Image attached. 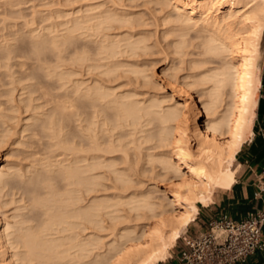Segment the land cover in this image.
I'll return each mask as SVG.
<instances>
[{"label": "bare ground", "instance_id": "6f19581e", "mask_svg": "<svg viewBox=\"0 0 264 264\" xmlns=\"http://www.w3.org/2000/svg\"><path fill=\"white\" fill-rule=\"evenodd\" d=\"M157 1L162 12L167 10L163 25H172L163 36H171L172 54L188 64L184 109L192 108V113L177 106L164 109L162 101L131 88L121 91L126 83L114 85L117 78L127 77L120 71L137 80L142 77L144 85L152 83L144 64L136 61L147 55L151 39L144 23H135L131 15L103 5L88 7L74 12L78 16L62 24L52 39L36 35L30 44L34 53L52 48L62 59L51 66L52 72L47 70L52 64L43 63L42 69L51 72L47 80L57 78L64 93L50 88L55 97L46 91L53 85L41 74L32 75L36 85L21 89L40 92V97L17 101L14 90L7 93L10 105L25 103L24 114L31 112L22 132L34 126L36 140L45 131L50 140L45 147L53 150L49 156L44 148L45 158L37 152L39 159L35 149L28 177L0 163V209L10 204L3 198L13 185L24 190L25 205L19 208L26 211L21 214L17 208L19 215L12 218L0 212V264L159 263L170 257L196 220L199 206L211 203L216 191L235 182L236 153L251 134L260 86L264 0ZM81 38L96 45L77 46ZM72 44L74 70L63 69L68 60L62 54ZM14 52L2 50L0 61L7 60L2 67L14 65L9 62ZM186 57L192 58L184 61ZM77 66L86 68L88 79ZM29 76L24 72V78ZM20 103L6 114L0 102V118L6 124L0 148L15 136L12 125L19 122ZM70 121L75 126L66 132Z\"/></svg>", "mask_w": 264, "mask_h": 264}, {"label": "rangeland", "instance_id": "374dc122", "mask_svg": "<svg viewBox=\"0 0 264 264\" xmlns=\"http://www.w3.org/2000/svg\"><path fill=\"white\" fill-rule=\"evenodd\" d=\"M157 2H158L157 0H0V49H1L0 53L2 52V50L5 51L8 49H12V50H15L17 52V53L14 52L11 54V60L9 62L11 64H14V65L10 69H7L6 67L4 68V66L2 67V65H4V63H6L7 60L4 59V60L0 61V63H1L0 64V90H1L0 91V102L4 104V106H2L1 108H4V109L6 108V111L8 110L6 112V114L7 113L9 114V112H10L9 109L12 108L11 106L17 105V103H20L17 101H20L22 99L26 100V98L28 99L30 97H32V98L34 97L35 99L38 98V96L40 97V95H39L40 92H34L36 94L38 93V95L36 96L34 93L32 94L31 92H28L27 90H25V91L21 90L24 87H30L32 85L37 84V82H38L37 79L34 78L32 75L40 76V74H41V77H43V79L46 83L53 85V86H47L48 88L46 91L49 90L50 94H55V92H56V94L60 95V94L64 93L63 91H61L59 89V83H56L57 82L56 77H55L56 82L54 79H51L52 78L51 76H49L50 78L47 80V78H48L47 75H49L53 69V67H51V66L55 65V63L60 64V60L62 62V59H60L57 56V55H59V53L57 51H55V53H54L53 49L51 48V49L45 50V52H42L43 54H41V55L38 51H36L35 52L36 54H35L34 51L36 49L33 48L34 45H32V47H31L30 44H34L33 41L37 40L36 37L38 35H40V36L42 35V37H40L39 39H41V38L42 39L45 38L47 40L52 39L53 36H56V34L58 33L56 31L57 30L59 31L60 29L63 28V27L62 28L60 27L62 24L73 21L74 20L73 17L76 18L78 16V14L75 15L74 12L77 13L80 10L83 11V10L88 9V7L103 5V7L101 6L102 9L106 8L105 10H108V9L111 10L110 8L113 7L112 10L116 11V9H117L118 13L120 11V13H124L128 16L131 15L133 17V18L131 17L132 20L133 21L136 20V21H134L135 23L136 22H140L141 24L144 23L143 26H146V27L145 28L142 27V28H144L143 30L147 31V33L151 39L149 41V45L151 46V48L147 51V55L145 54V55H142L141 57H138V58L136 57L137 59L134 58L133 61L136 59V61L139 62V64H141V65L144 64L143 68L146 71L145 74L146 75L148 74V76L150 77L149 80L152 83H150L149 86L144 85V83H142V82H144L145 80H143L142 77L141 78L139 77L140 79L137 80L135 76H133L134 78L131 76V73H123L122 71H120L121 72L120 76H127L126 78L128 80L124 77L123 78L119 77L121 79L119 80V78H117L116 83H114V85L118 86V85H124L123 83H126L127 86L125 84V86L121 89V91H123L124 89L129 90L131 88L130 90H136L140 94L142 93L141 96H143V97L145 95H146L145 97H147V98L155 97L157 100L162 101V108L165 107L164 109H167L168 107L174 108L176 106L179 107L180 109H182V108L184 109L186 107L185 102H184V91H186L184 88L185 87L184 82H185V77L188 75V71L186 70V67L188 64H187V62L181 63L180 59L177 56L172 54L173 48L168 46V44H169L168 42H170L172 38H171V36L167 37V38H165L163 36L164 31H167L169 29V27L171 29L172 25L169 23L163 25L162 19L165 16L164 14H166L167 10L162 12L161 11L162 6H161V4H158ZM113 3L114 4L116 3V4L114 5ZM80 14L81 13H79V16H80ZM94 39H96V38H94ZM79 41L80 42H78L76 44L77 46H78V44L80 45V44H86V43L87 44L91 43L94 46L96 45V43H93V40H89V39L88 40L85 39L84 41H82V38H81V40L79 39ZM263 44H264V34L262 36V41H261V52H262ZM70 46H72V48ZM74 47H75V44L69 45L68 50H66L64 52V54L65 55L67 54V55L65 56L64 54H62L63 57L64 58L67 57L66 59L69 61L68 62L66 60L69 64L66 62L64 64L63 69L66 68L67 70H69V68H70V70H71L73 68L72 70H74L75 64H73L72 60H70L73 58L72 56H74L72 54H75V52H74L75 48ZM22 49H23V51H22ZM70 49H72V50H70ZM32 50H34V51H32ZM80 50H82V48H80L79 51ZM86 50H87V48H86ZM21 53H22V56H21ZM38 54L41 56L42 59L39 57ZM24 56H26V57L22 58ZM17 57H18V59H17ZM37 57L43 61L41 62L39 59H37ZM21 58L24 60H22ZM191 58L186 57L184 61H186V60L188 61ZM260 59H261V56H260ZM260 59H259V62H260ZM26 60H28V61H26ZM64 62H65V60H64ZM19 63H25L26 66H21V65H19ZM30 63L31 64L33 63V65H30ZM43 63L52 64L50 66L48 65L49 67H47V68H51V69H47L48 71L51 70V72L49 74H48V71L46 72V67H45V69H42V66L45 65V64L43 65ZM37 64H39L40 66ZM66 64H67V66H66ZM68 65H70V66H68ZM259 65H260V63H259ZM37 66H39V68H41L42 70L38 69ZM30 67H33V68H30ZM76 68L82 71L83 78L88 79L87 77H89V76H88L87 71L85 70L86 69L85 67L77 66ZM40 71H42V72L40 73ZM24 72L26 75H30V76L24 78L23 77ZM34 72L36 74H34ZM96 72L97 71H95V74H96ZM42 73L44 75L46 74L45 76H47V77L45 78ZM118 75H119V73H118ZM129 78H131V79H129ZM4 80L6 82H3ZM126 80H127V82H126ZM137 81H138V83H137ZM1 82H3V83L1 84ZM50 88H51V90L54 89L53 91H55L57 88V91L52 92L50 90ZM13 90H14V92H16V93H14L13 97H15L14 100L17 98L16 99L17 103H13L12 105H10L11 102L10 103L7 102V101H9V100H7V98H11V97H7V95L8 94L10 95V92ZM27 92H28V95H27ZM56 94H55V97L58 96ZM51 96H54V95H51ZM141 96H140V98H143ZM196 99H197V103L201 104V101H200L201 98L199 97V99H198V97H196ZM40 100L43 101L42 103L45 102V99H40ZM38 102H40V101L37 100L35 103L42 104L41 102L40 103H38ZM20 104H22V105H20ZM20 104H19L20 106L19 105L18 106L20 108H21V106H23V108H22L23 111H21L20 113H17V115L19 114L18 115L19 119L17 116L16 121L17 122L21 121V122L20 123L18 122V124L12 123L13 124L12 126H14L16 128V129L14 128L16 130V132L15 131H14V133L12 132L13 135H15V136L11 135L12 138H10V140H7L6 144L4 143L1 146L2 148H0V163L3 164V166H5L7 170L12 168L14 170V172H20L21 171L20 174L22 173V174L26 175L27 171L29 170L28 168H31L29 166H31L32 162L34 161L35 155L39 159L42 158V157L37 156L39 153L40 154L42 153L43 154L42 156L44 158L46 157V155L48 154L47 152H49V151H47V150H49V148L46 149L45 146L48 144L47 142H49L50 140H49V138H47L46 136L43 135V133L45 131L41 134V135H43V137H40L41 135L37 136L38 139L42 138L41 139L42 141H40V144L37 142L38 139L32 140V138H33L32 129L34 126H31L32 129L29 127V130L27 132H24V133L22 132L23 125L24 126L26 125L25 124V123H27L26 119L27 118L29 119V117H30L29 115H31V112L30 113L25 112L26 114H24L25 103H20ZM52 106H53V104L48 105L46 107L47 110L52 108ZM9 107H11V108H9ZM22 109H20V110H22ZM188 110L186 109V111H185V109H184L183 112H187L188 114L192 113L191 112L192 108L189 109V107H188ZM0 112H2V110ZM2 113H4V112H2ZM21 113H22V115H20ZM204 119H206V118H204ZM5 125L6 124H4V122L0 118V135L1 136L3 135L1 133L6 128ZM69 125H70V127L65 129L66 132H70L71 126L72 127L75 126L74 123L71 121H70ZM21 132L23 133V135ZM44 134L46 135V133H44ZM30 137H31V139H30ZM8 138H6V139H8ZM30 142H33V143H31L32 145L35 143L33 145L34 146L33 148L31 147L32 145L30 144ZM41 142H42V144H41ZM40 146H42L43 148ZM29 147H31V148H29ZM44 148L46 149L47 152L46 151L44 152V150H45ZM32 149H34V151H32ZM35 149H37L36 152H35ZM50 150H51L50 152H52L53 149H50ZM37 152H39V153H37ZM50 152H49V156L52 155V153H50ZM38 158H36V159H38ZM39 167L37 169L41 168V167L40 168ZM12 169H10L11 172H13ZM30 175L31 174L29 173V175H26V176L28 177ZM21 184L24 185V183H21ZM12 189H16V190H12ZM17 189L18 188H15V186L13 187V185H10L6 188V190H5L6 195H5V198H3V202L9 201L10 204L8 202V204H9L8 206H5V207L3 206L0 209V212H2L3 214L5 213L7 216H9L11 218L13 217V215L14 216H16V214L19 215V213L17 212L18 211L17 208H19L21 206L23 207L25 205V203L23 201H22L23 203L21 202L24 190L21 192L20 189H18V190ZM18 192H20V194ZM19 209H21V208H19ZM20 211H22V209ZM24 212L26 213V211H24ZM24 212L22 211L21 214H23ZM2 213H0V217H1V215L3 216ZM10 220L12 221V223L14 222L13 219H10ZM191 232H192V230L190 229V227H188V229L186 230V234H191ZM181 244H182V240H181V238H179L176 242V245H174V247L171 249V253H172V251L179 250V248L181 247Z\"/></svg>", "mask_w": 264, "mask_h": 264}, {"label": "crops", "instance_id": "0c3cea01", "mask_svg": "<svg viewBox=\"0 0 264 264\" xmlns=\"http://www.w3.org/2000/svg\"><path fill=\"white\" fill-rule=\"evenodd\" d=\"M259 67L262 71H259L260 86L257 90L252 131L236 153L235 161L239 165L236 180L231 188L216 191L211 203L199 206L196 220L189 225L191 233L206 229L210 221L223 214L239 220L247 212L263 208L264 199L258 193L257 180L264 166V44ZM262 234L264 236V226ZM182 247L183 243L180 248ZM178 251H172L169 258L156 264H176ZM235 264H264V249L249 255L244 262Z\"/></svg>", "mask_w": 264, "mask_h": 264}, {"label": "built area", "instance_id": "2783aa9c", "mask_svg": "<svg viewBox=\"0 0 264 264\" xmlns=\"http://www.w3.org/2000/svg\"><path fill=\"white\" fill-rule=\"evenodd\" d=\"M258 193L264 199V166L259 173ZM263 208L249 211L234 220L226 214L209 222L206 229L180 237L183 247L177 253L176 264H235L256 251L264 249Z\"/></svg>", "mask_w": 264, "mask_h": 264}]
</instances>
